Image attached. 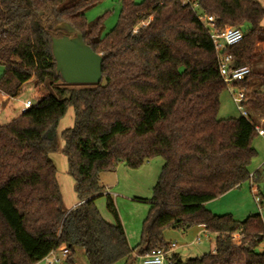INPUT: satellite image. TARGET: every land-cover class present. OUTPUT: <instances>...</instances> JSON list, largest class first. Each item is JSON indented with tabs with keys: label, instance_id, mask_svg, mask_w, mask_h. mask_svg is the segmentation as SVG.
<instances>
[{
	"label": "trees",
	"instance_id": "trees-1",
	"mask_svg": "<svg viewBox=\"0 0 264 264\" xmlns=\"http://www.w3.org/2000/svg\"><path fill=\"white\" fill-rule=\"evenodd\" d=\"M100 1L0 0L5 67L0 90L16 97L34 77L36 87L49 91L0 124V264H38L61 246L71 250V264L79 249L88 264H131L153 249H169L166 229L197 225L215 234L214 251L188 258L172 253L171 264H264V251H258L264 242L260 213L238 220L206 207L250 179L258 115L218 117L228 85L209 27L200 19L211 15L218 29L243 30L242 41L225 53L233 54L235 66L251 68L244 80L234 82L247 90L257 77L264 84V73L254 68L264 55V5L258 0H121L117 24L102 35L103 22L86 17ZM62 22L102 55L100 83L68 84L56 71L52 38L65 33L55 28ZM245 105L261 109L264 91L253 88ZM69 108L74 123L61 132V151L79 203L73 209L66 208L50 157L58 146L49 137ZM157 156L164 164L152 196L137 198L150 209L141 239L131 247L100 174L119 164L138 168ZM259 176L260 171L254 177ZM103 195L114 223L96 205Z\"/></svg>",
	"mask_w": 264,
	"mask_h": 264
},
{
	"label": "rangeland",
	"instance_id": "rangeland-1",
	"mask_svg": "<svg viewBox=\"0 0 264 264\" xmlns=\"http://www.w3.org/2000/svg\"><path fill=\"white\" fill-rule=\"evenodd\" d=\"M136 1L140 2L142 0ZM258 1L264 5V0ZM121 7V0H102L86 11V17L89 22H93L97 19H100L103 22V35L117 24ZM143 24L145 23H142V25ZM261 24L264 26V19ZM244 28H246V26ZM254 68L257 71L264 73V55L259 61H257ZM4 70L5 67L0 62V76L3 74ZM253 88L264 91V84L261 78H255L251 86L247 89V95L251 94ZM48 93L49 91L45 89V87H36V78L34 77L23 84L20 92L22 100L29 99L33 102V104L37 103L44 94ZM246 109L253 117H255L258 115L256 113L259 110L264 112V105L258 110L252 106H246ZM240 115L241 113L237 109L229 90L226 89L220 97L218 117L221 119H228L239 117ZM9 116L6 118L1 117L0 124L8 123L13 118H9ZM12 116H16V114H12ZM256 120L257 122L260 121V124H258L264 129V121L261 120L260 117H258V119L256 118ZM73 123V109L69 108L65 117L60 121L57 130L49 132V137L58 146L57 150L50 154V157L57 168V178L67 209H70L73 206L77 197L74 190L73 177L67 170V158L61 151V147L63 145L61 132L66 128L72 127ZM252 144L256 149L257 154L253 157L249 168L251 173L256 172L260 168V176L258 180H256L255 177L253 180H245L240 186H236L234 189L229 190L232 191L231 194H228L224 198H221V196L225 193L208 201L207 203H213L211 204L213 206V213H230L238 220H244L249 215L260 213L264 221V199L262 202H257L255 200L256 196L262 197L259 191L264 194V136L257 134L253 139ZM163 164L164 159L161 156H157L145 161L138 168H132L126 166L125 164H119L116 169L112 171H105L100 174L101 184H105L107 186L106 188L110 189L109 191L115 200L116 207L125 228L129 227V229L133 232L136 231L134 238L136 236L137 237L136 241H132L133 246H136L141 239L143 221L150 209L149 203L139 201L137 198H150L152 196L153 188L158 181ZM255 193H257V195H255ZM96 205L103 218L110 223H114V217L107 208V199L105 195L96 200ZM193 238L188 235H183L180 243H189ZM214 245L215 234L209 232L206 235H202L199 243L189 246L186 253H184L185 250L181 251V253L184 258L199 256L204 253L211 252ZM258 251H264V242L259 245ZM139 262L140 259L137 258L135 261L131 262V264H139ZM125 263L126 262H124V260H120L115 264ZM76 264H88L87 258L82 249L77 251Z\"/></svg>",
	"mask_w": 264,
	"mask_h": 264
},
{
	"label": "built area",
	"instance_id": "built-area-1",
	"mask_svg": "<svg viewBox=\"0 0 264 264\" xmlns=\"http://www.w3.org/2000/svg\"><path fill=\"white\" fill-rule=\"evenodd\" d=\"M188 1L189 0H185ZM194 6L196 4L194 3ZM207 27H209L210 36L214 43V47L219 54V72L224 82L228 85V90L233 98V101L244 117L249 116V112L246 109L245 101L247 98V90L245 88L238 87L234 84L236 81L244 80L245 77L251 72V68L248 65L235 66L234 57L232 53H225V51L242 41L244 32L239 27L226 26L223 29H218L214 25L215 18L211 15L200 16ZM31 100H27L24 103L23 111L32 105ZM256 131L259 135L264 136V129L259 124L256 125ZM255 172L250 174V179L253 180ZM257 192V191H255ZM257 195V193H255ZM255 200L259 202V197L256 196ZM239 234H235V238H238ZM197 242L201 241V237H198ZM71 254V250L66 246H61L52 250L44 259V264H71L67 260ZM172 250L156 248L150 252H146L139 256V264H171Z\"/></svg>",
	"mask_w": 264,
	"mask_h": 264
},
{
	"label": "water",
	"instance_id": "water-1",
	"mask_svg": "<svg viewBox=\"0 0 264 264\" xmlns=\"http://www.w3.org/2000/svg\"><path fill=\"white\" fill-rule=\"evenodd\" d=\"M56 30L65 33L52 38V53L56 71L68 84H95L102 81L103 57L84 41L82 33L70 23L58 24Z\"/></svg>",
	"mask_w": 264,
	"mask_h": 264
},
{
	"label": "crops",
	"instance_id": "crops-1",
	"mask_svg": "<svg viewBox=\"0 0 264 264\" xmlns=\"http://www.w3.org/2000/svg\"><path fill=\"white\" fill-rule=\"evenodd\" d=\"M262 46H264V45H262ZM27 100H29V99L22 100L21 94H19L16 97H12V96L7 95L6 93H4V92H2L0 90V118L1 117L2 118H6L9 115H10L9 118L10 117L15 118L16 116H18L19 114L22 113V110H23V107H24V103ZM12 114L13 115L16 114V116H12ZM256 114H258L257 117H260V119L264 121V112L263 111H258ZM258 123L260 124V121L257 122V124ZM259 170H260V168L255 172V175L257 174V172ZM103 185H105V184H103ZM104 187H105L104 194H106V193L111 194V192L109 191L110 189L106 188L107 187L106 185ZM231 192L232 191L226 192L223 196H221V198H224L228 194H231ZM78 204H79L78 200L76 199V202L73 204V206L70 209H73ZM211 204H213V203H206V206L209 208V210L212 211L213 210V206ZM124 228H125V226H124ZM125 231H126V235H127L128 242H129L130 246L131 247H135V246L132 245V241H134V240L136 241V237L137 236L134 238V234H135L136 231L133 232L131 229H129V227H126ZM208 233L209 232L206 230V228L203 225L193 226V227H191V228H189V229H187L185 231L166 229L164 231V239H165V241L167 243L170 244L169 245V249L171 248L172 253H178L182 258H184L182 256L181 251L185 250L184 253H186L187 249H189V246L194 245L196 243H199V242L196 241L198 237L202 238V235H204V234L206 235ZM183 235H186V236L188 235V236H190L192 238L194 237V238L189 243H186V244L185 243H180V240L182 239ZM214 249H215V245H214V248H213L212 251H214ZM138 258H139V256H138ZM39 263H43V261H40Z\"/></svg>",
	"mask_w": 264,
	"mask_h": 264
}]
</instances>
